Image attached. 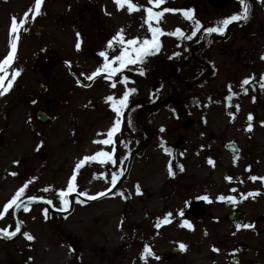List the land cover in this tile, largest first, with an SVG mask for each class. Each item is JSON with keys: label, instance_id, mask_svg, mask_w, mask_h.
Listing matches in <instances>:
<instances>
[{"label": "rangeland", "instance_id": "374dc122", "mask_svg": "<svg viewBox=\"0 0 264 264\" xmlns=\"http://www.w3.org/2000/svg\"><path fill=\"white\" fill-rule=\"evenodd\" d=\"M135 2L145 5L147 0ZM237 2L167 0L160 8L194 9L195 19L209 27L224 18L223 3L232 6ZM254 2L250 23L235 29L228 40L215 41L198 52L200 58L213 67L214 72L208 78L192 88L177 83V102L141 114L143 122L154 133L132 165L125 183L130 193L126 189V196L116 192L87 204L76 200L71 214H48L47 219L43 208H31L22 214V219L26 224L24 232L35 239L29 241L22 235L6 245L0 252V264H233L231 256H238L240 264H264V181L249 179L253 175L264 176V124L261 123L264 121V88L260 86L264 83L261 81V74H264V0ZM34 6L35 0H0V59L9 51L11 17L22 18L24 12ZM231 13L233 11L225 14ZM144 16L143 9L129 13L126 5L118 8L114 0H43L40 14L34 20L30 14L25 25L27 30L19 32L16 57L9 67L5 85L13 69L22 71L11 90L0 96V130L7 126L8 109L11 119L0 135V210L26 181L31 183L24 195L44 196L51 199L55 207L63 208L57 190L67 187L69 179L66 177L80 159L101 148L94 143L102 137L97 134L116 118L111 102L105 100L110 80L104 81L97 75L99 78L92 82L87 75L102 65L103 58L96 56L100 51H107L109 58L119 54L118 43L116 48L107 47V41L118 30L124 29L125 39L151 37L142 19ZM153 24L155 26V22ZM159 26L165 31L160 36L162 46L140 67L154 70L158 63L172 58L175 60L172 66H176L186 80L193 81L196 78L194 70L205 71V68L192 61L190 50L201 40L204 31L201 29L192 39H187L194 22L180 12L165 13ZM177 26L183 29L184 37L167 34ZM78 41L79 49L76 48ZM47 57L52 58L48 65L50 63L55 81L51 82V91L44 98H59V103L50 106L58 120L48 128L35 123V107L28 102L29 93L39 95L42 92L39 81L43 80V74L36 72V68ZM135 68L133 65L126 68L133 75L129 76L127 87L137 91L129 96L124 142L141 141V128L135 121L138 108L146 102L159 104L168 93L164 84L146 79ZM253 75L255 79L245 86L248 88L245 93L241 81ZM78 79L82 83L79 84ZM229 84L231 90L238 93L231 102L226 99ZM19 99L23 101L21 104H18ZM230 113H235V118ZM249 113L253 116L251 130L247 129ZM186 120L194 123L185 128L182 124ZM44 134L48 135L45 140ZM76 138L81 141L78 155L72 147ZM229 139H236L242 147L241 155L235 160L236 156L223 148V143ZM162 141L173 149L177 167L179 169L182 164L183 171L179 169L170 181L174 182L173 188H178L176 192L157 199L156 195L162 193L165 186L163 190L159 188L167 183V164L171 156L163 150ZM43 149L48 156L42 154ZM209 157L214 165L208 163ZM94 164V161L86 162L79 170L77 191L94 194L104 190L111 183V174L119 172L118 163L103 167ZM13 172L17 175H12ZM104 172L106 175L101 176ZM187 175L188 198L204 195L210 198V202L205 200L204 208L201 207L203 214L188 217L192 228L182 226L185 218L178 214L187 198ZM226 176L233 179L228 181ZM137 184L142 197L136 191ZM45 188L49 190L44 191ZM249 192L253 195L241 196ZM219 195L237 199L235 202L219 201L216 199ZM234 209L245 210L247 219L243 224L252 223L254 227L237 228L229 223L226 215ZM11 212L9 210L0 219V228H14ZM168 212L173 214L170 222L161 223L157 228L158 218L162 221ZM180 242L186 249L179 247ZM145 244L150 245L160 259L154 256L142 259ZM70 245L74 251L70 250ZM173 247L180 248L181 252L165 258Z\"/></svg>", "mask_w": 264, "mask_h": 264}, {"label": "snow or ice", "instance_id": "6c2138e0", "mask_svg": "<svg viewBox=\"0 0 264 264\" xmlns=\"http://www.w3.org/2000/svg\"><path fill=\"white\" fill-rule=\"evenodd\" d=\"M115 4L118 8H124L125 5L127 6V11L129 13H132L134 11H139L141 9L144 10L145 16L142 18L145 20V23L147 24L148 30L151 33V37H132L125 39L124 36V29H120L117 31L115 35H113L108 41H107V47L112 48L114 44L118 43L121 47V51L118 55L111 56L109 58V53L107 51H100L99 56L103 58V63L101 66L97 67L90 75H87L88 80H93L97 75L101 74L102 72L108 73V75L105 77L108 80H111L110 86L112 88H116L117 81L113 80L112 77L118 73L122 72L123 69H126L129 65L136 66L135 70L139 71L140 74H144V69L140 67V65L143 64L144 60L151 54H154L155 52H158L160 50V47L162 46L160 36L165 34V31L162 27L159 26V22L163 19L165 13H176L180 12L183 14V16L188 19L192 20L194 22V26L191 32V35L187 36V39H192L193 36H196L197 32L201 29L206 33H221L223 34L228 26L232 24L233 22L240 21L241 19H247L250 14V6L248 3V0H239V3L241 5V10L233 13L231 15H228L221 20H218L214 26L204 27L202 22L195 19L194 16V9L187 8V9H176V8H169V7H163L160 8L161 5L166 4L167 0H147V3L145 5H140L139 3L135 2V0H114ZM43 0H35V6L30 7L27 11L24 12L22 18H17L15 15L11 17V23H10V39H9V51L7 54L0 59V96L5 95L8 93L16 78L20 75L22 69L15 68L11 72V78L7 79V84L5 85V80L9 76V67L13 64L17 47H18V40H19V32L23 30H27L25 25L29 21L30 14L31 19L34 20L37 15L41 12V6H42ZM155 22V26L153 24ZM169 35L177 36V37H184L185 33L182 28L177 26L174 31L167 33ZM77 36H79V33H77ZM80 42L78 41L76 44V48H80ZM174 55H178V53H174ZM264 58V57H262ZM69 65L71 64V61H67ZM130 77L127 75L122 76L121 83L125 85V90L123 91L122 95L117 98L114 94H110L107 97H105V100L110 103V107L114 110L116 113V118L111 125V127L106 131V138L103 140H96L94 143H102L103 145H112V150L107 151L104 148L99 149L92 155H86L82 159H80L77 164L74 167V170L72 172V175L70 176L67 187L58 189V194L60 197L61 204L65 207L70 206V201L68 199L69 194L77 192L78 185H77V175L79 170L82 166L85 165L86 162H93V161H99L101 163H107L111 162L113 165L117 164V158H116V140L114 139L115 133L119 132L121 130L122 125V119L123 116V110L128 107L129 104V96L131 93H134L137 91L135 88L127 87ZM255 79V76L245 77L241 81V88L242 90L247 93L248 88L245 87L246 85L251 84V82ZM261 81H264V74H261ZM78 83H82L81 81H77ZM262 88H264V83L260 85ZM229 89V95L226 97V99L231 102L232 97L238 95V93L233 92L232 85H228ZM35 103V101H33ZM237 110H239V105H236ZM230 116L232 118H235V113H230ZM249 123L247 124V129L251 130L253 125L251 123L253 116L251 113H249L247 117ZM264 124V121L261 122ZM161 131H163V128H161ZM97 135H101L98 133ZM43 142L41 141V144ZM162 145H164V142L162 141ZM163 150L166 154H171L172 149L164 145ZM180 155H183V153H180ZM238 157H234V160ZM14 163H18V161H14ZM122 163V162H121ZM208 163L214 165V161L211 157L208 158ZM250 167V166H249ZM179 169L183 171V165H179ZM168 172L169 175H175V172L172 168V161L170 160L168 162ZM124 173V169L120 168L119 172H113L111 174V184L113 186L116 185L118 176H122ZM12 175H17V173L13 172ZM101 176L104 175V173H100ZM36 177H32V180H35ZM226 180L231 181L233 179L232 176H226ZM249 179L256 181L261 180L264 181V176L257 177L255 175L250 176ZM31 181H26L16 192L15 194L8 199L2 206V210H0V219L4 218L6 214L9 212V210L15 211L16 209H23L24 211H30V202L37 201V200H45L46 198L44 196H36V195H30L27 196L26 199L29 203H25V200L21 197L24 195L26 189L28 188ZM48 188H45L44 191H48ZM108 190L106 189L104 192H98L94 196H89L90 199H94L99 196H103L105 192ZM136 191L138 194H142L141 189L139 187V184L136 185ZM234 191V189H233ZM113 195L115 193H112ZM88 193L82 192L79 193V196H86ZM120 195L123 196V191L120 192ZM253 195L252 192H249L247 194L241 193L242 197L245 196H251ZM79 196L77 199H79ZM204 199L206 201L210 202V198L207 195H204L203 197H196V199ZM219 201H225L228 200L229 202H235L237 197L235 196H229L226 197L224 195H219L217 198ZM83 203H86L87 201H80ZM47 203L49 205H53V201L51 199L47 200ZM187 203V202H186ZM55 207V205H53ZM48 208L43 209V213L45 215V219L48 217ZM181 217L184 216V210H179L178 213ZM173 216L171 212L166 213V215L162 218V221L160 218H158V222L155 225L157 228L161 227V223L167 224L170 222V218ZM23 221L16 220L15 222V228L12 229L11 226H8L6 228H0V236H6L8 238L16 236L18 233L22 232L21 225ZM186 225L188 228H192L193 225L191 222L184 220L183 225ZM237 228H253L254 225L252 223L248 224H237ZM22 234L26 237L27 240L31 241L34 240L35 237L31 235L28 232H22ZM71 251H74L72 249L71 245L69 246ZM179 247L181 249H186V245L183 242L179 243ZM216 251H219V249H215ZM236 251V250H233ZM149 256H154L157 260L160 259L159 256H156L155 252L152 250L150 245L145 244L143 247V252L141 253V258L144 260H147Z\"/></svg>", "mask_w": 264, "mask_h": 264}, {"label": "water", "instance_id": "95a60500", "mask_svg": "<svg viewBox=\"0 0 264 264\" xmlns=\"http://www.w3.org/2000/svg\"><path fill=\"white\" fill-rule=\"evenodd\" d=\"M249 18V17H248ZM247 18V19H248ZM234 23H237V22H233L232 24H234ZM231 24V25H232ZM211 37H214V38H222L221 36H218V35H216V34H214V33H206L205 34V41L204 42H201V43H199V44H196L195 46H194V48L195 47H200V46H206L207 45V43H208V41H209V39L211 38ZM226 148L227 149H230L231 151H233V152H236V153H239L240 152V150H239V148H238V146H237V143L235 142V141H230V142H228L227 144H226ZM25 200V203H29L28 201H27V199H24ZM32 202H34V201H32ZM36 202V201H35ZM20 210L21 209H16L15 210V213H16V216H18V213L20 212ZM17 218V220H18V217H16ZM229 219L232 221V222H235V223H240V222H243V220H244V212L243 211H236V212H233V213H231L230 214V216H229ZM23 225H21V229L23 228L22 227ZM19 234V233H18ZM17 234V235H18ZM16 235V236H17ZM16 236H14V237H11V238H8V237H6V236H3L7 241H11L12 239H14ZM232 260H234V261H238L237 259H235V258H233Z\"/></svg>", "mask_w": 264, "mask_h": 264}, {"label": "flooded vegetation", "instance_id": "af4514ba", "mask_svg": "<svg viewBox=\"0 0 264 264\" xmlns=\"http://www.w3.org/2000/svg\"><path fill=\"white\" fill-rule=\"evenodd\" d=\"M39 69H41V72H42L43 70L46 71L48 68L46 66H44V67L37 68V70H39ZM39 86L43 87L42 82L39 83ZM29 95L31 96L32 94H29ZM45 95H46V93L45 94H44V92L41 93V95L39 96L40 98H39V102L38 103H41L46 109H48V108H50L51 100L48 97L45 99L44 98ZM41 100H44V102L41 101ZM56 101H58V98H56ZM185 188H186V191H187V198H186L187 201L186 202H187V206H188V175H187V179H186V182H185ZM177 189L178 188L176 186H174V188L171 187L170 190H169L171 192H169V194H171V195L174 194ZM168 202L170 203V200ZM187 218H188V216H187Z\"/></svg>", "mask_w": 264, "mask_h": 264}]
</instances>
